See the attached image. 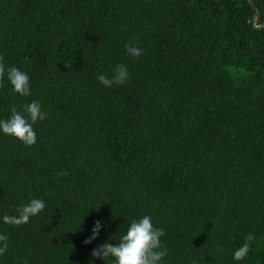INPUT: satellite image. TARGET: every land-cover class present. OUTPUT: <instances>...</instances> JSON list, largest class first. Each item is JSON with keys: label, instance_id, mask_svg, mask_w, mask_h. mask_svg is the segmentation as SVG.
I'll list each match as a JSON object with an SVG mask.
<instances>
[{"label": "trees", "instance_id": "16d2710c", "mask_svg": "<svg viewBox=\"0 0 264 264\" xmlns=\"http://www.w3.org/2000/svg\"><path fill=\"white\" fill-rule=\"evenodd\" d=\"M255 16L250 0H0V62L27 73L32 93L5 73L0 120L32 100L47 113L34 146L0 132V264H112L92 251L144 215L164 230L161 264H264ZM118 64L127 81L102 85ZM34 198L45 208L29 223L3 222Z\"/></svg>", "mask_w": 264, "mask_h": 264}, {"label": "clouds", "instance_id": "9594fccd", "mask_svg": "<svg viewBox=\"0 0 264 264\" xmlns=\"http://www.w3.org/2000/svg\"><path fill=\"white\" fill-rule=\"evenodd\" d=\"M125 48L127 53L133 58H138L142 55L143 50L137 46L125 45ZM5 73H7V80L14 93L21 97L32 95L27 73L16 67L6 69L2 62H0V87L3 86ZM128 77L129 73L126 66L118 64L115 66L111 79L105 75H99L97 79L102 85L111 87L113 85L124 84ZM46 118L47 113L42 111L41 103L37 100H32L30 103L23 105L21 111H18L16 107H12L10 117L0 120V132L19 140L25 146H34L37 143V137L33 125L37 121H43ZM57 175H67V172H60ZM44 208L45 203L43 200L38 198L31 199L29 203L17 209L18 215H4L3 222L16 226L27 224L32 217L37 216ZM100 228V222L96 221L92 229V235L84 243L88 244L96 239ZM164 235V230L155 227L151 221V217L144 215L138 220L133 219L131 221L126 234L120 237L117 244L113 245L105 242L94 249L91 255L101 260L111 259L112 264H161L163 257L167 255V249L162 246L160 239ZM254 238L251 233L245 237L243 245L233 253L235 261H241L247 257L251 241ZM7 247L8 237L0 235V255L5 253Z\"/></svg>", "mask_w": 264, "mask_h": 264}, {"label": "water", "instance_id": "95a60500", "mask_svg": "<svg viewBox=\"0 0 264 264\" xmlns=\"http://www.w3.org/2000/svg\"><path fill=\"white\" fill-rule=\"evenodd\" d=\"M225 1L227 2L228 0H225ZM250 1H251V3H252V7H253L254 11L256 12V16H255V19H254L253 22H252V26H253V28H255V29L263 28V27H264V24H262L261 26H257V24H258L259 21H260V17H259V14H258V12H257V8H256L255 1H254V0H250Z\"/></svg>", "mask_w": 264, "mask_h": 264}]
</instances>
